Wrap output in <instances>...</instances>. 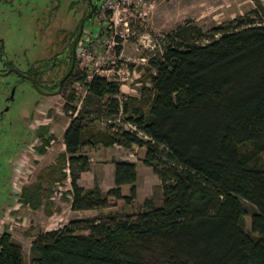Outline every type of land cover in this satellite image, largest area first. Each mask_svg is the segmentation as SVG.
<instances>
[{
	"label": "trees",
	"instance_id": "trees-1",
	"mask_svg": "<svg viewBox=\"0 0 264 264\" xmlns=\"http://www.w3.org/2000/svg\"><path fill=\"white\" fill-rule=\"evenodd\" d=\"M259 7L263 15L252 9L250 17L205 34L193 26L166 34L141 66L139 94L118 99V82L98 75L88 82L84 74L76 78L87 91L78 109L76 90L66 96L63 109L71 114L64 151L34 182L21 186L17 200L34 209L43 203L50 215L52 188L68 176L72 210L106 208L111 199L132 204L135 162L113 159L114 185L105 191L77 182L90 169L84 146L117 144L144 147L141 163L158 178L161 203L146 198L132 213L76 218L40 230L30 244L29 264H264V8ZM27 73L37 83L42 74L33 65ZM120 111L122 121L135 124L141 135L115 121ZM49 129L46 123L34 130L38 154L55 140ZM123 185H129L127 195ZM0 264H25L20 243L7 230L0 233Z\"/></svg>",
	"mask_w": 264,
	"mask_h": 264
},
{
	"label": "rangeland",
	"instance_id": "rangeland-1",
	"mask_svg": "<svg viewBox=\"0 0 264 264\" xmlns=\"http://www.w3.org/2000/svg\"><path fill=\"white\" fill-rule=\"evenodd\" d=\"M92 2L100 5L102 0ZM259 5L264 8V0H164L146 17L144 27L139 30V35L143 37L138 40L137 36H131L124 43V58L136 59L144 51L142 40L147 43V40L151 39L157 51L166 34L173 33L179 27H198L205 34L213 26L250 17L249 11L252 9L258 8L263 15ZM84 8L82 0H0V43L3 46L0 67L10 65L26 72L33 64L36 65V61L50 60L62 47L59 42L62 33L58 31L62 30L67 38L75 29ZM130 17L133 19V16ZM85 30L91 31L94 37H102L99 33L101 24L94 15L84 23V32ZM63 71L64 68H53L44 73L42 79L47 84L51 78L57 79ZM72 72L68 83L64 87L62 85L60 93L56 95L40 94L28 80L15 73L0 76V233L7 230L11 239L20 243L25 264L30 262V244L40 230L60 228L70 220L78 218L67 210L62 216L54 215L47 220L41 210L31 211L25 205L20 206L15 198L16 192L12 190L13 196L10 192L14 175V181L17 183L29 184L35 181L40 169L50 163L47 156L41 158L32 146L27 150L20 147L24 142L30 141L33 145L36 143L31 134L33 123H50L55 135H61L63 125L70 119L69 113L63 109L66 96L74 90L81 96L84 91L76 81L81 73H77V70ZM140 81L142 82V79ZM39 83L43 85L41 80ZM12 89V98L7 100L6 97ZM140 89L138 86L136 94H139ZM96 124L100 128L106 126L102 121H97ZM60 142L61 140L55 137L52 144L57 149ZM105 148H82L83 153L91 156L93 168L102 169L104 176L108 172V163L113 159H132L142 164L140 157L143 155V149L138 146L129 149L115 144ZM13 161L15 163L11 178ZM158 181L150 169L140 166L136 184L137 196L132 204L111 199L109 207L94 209L95 211L88 213L90 215L86 218L108 213H132L146 198L159 205L162 191ZM128 189L129 186L125 189L127 194ZM54 194L55 187L52 188L50 198L59 200L57 198L60 197ZM245 221L248 230L249 217H245Z\"/></svg>",
	"mask_w": 264,
	"mask_h": 264
},
{
	"label": "built area",
	"instance_id": "built-area-1",
	"mask_svg": "<svg viewBox=\"0 0 264 264\" xmlns=\"http://www.w3.org/2000/svg\"><path fill=\"white\" fill-rule=\"evenodd\" d=\"M162 1L164 0H103L100 3L97 9V18L104 23L101 31L102 37H97L89 44H80L75 55L76 70L81 73L80 75L84 74L85 82H88L94 75L118 82V99H125L127 96L138 92V86L141 88V66L146 65L148 59L155 52L153 41L148 39L145 43V40H142L141 45H143L144 51L136 59L124 58L122 47L131 36H137L138 40L143 37V35H139L140 28L144 27L146 17ZM130 16H133V19ZM80 85L84 91L81 96L76 91L79 96L76 103L77 109L87 91L85 86L81 83ZM122 119L123 115L120 111L115 121L119 122L125 129L136 131L139 135L142 134L135 124L122 121ZM31 146L34 148L33 142L27 143L24 149H31ZM66 172L68 173L67 169ZM15 177L14 175L12 180V190L18 196V192L24 184L14 181ZM64 184L56 187L54 196L61 197L64 195L63 191L66 190Z\"/></svg>",
	"mask_w": 264,
	"mask_h": 264
},
{
	"label": "crops",
	"instance_id": "crops-1",
	"mask_svg": "<svg viewBox=\"0 0 264 264\" xmlns=\"http://www.w3.org/2000/svg\"><path fill=\"white\" fill-rule=\"evenodd\" d=\"M69 122V121H68ZM68 122H66L63 127H62V130H61V135L60 136H56L55 133L52 131L51 129V126L49 125V132L52 133L56 138L57 140H61V142L59 143V148H55L54 147V144L51 143V145L49 147L46 148V152L44 154H40V157L42 158L43 156H47L50 160L49 164L53 163L54 162V159L56 157V155L59 153V152H62L64 151V144L62 142V135H63V131L65 130V128L67 127L68 125ZM50 124V123H48ZM100 145H96V147H98ZM118 146H121V145H118ZM135 146V145H134ZM134 146H131L129 147L130 148H133ZM104 147V146H103ZM110 147V146H108ZM123 147V146H122ZM105 148V147H104ZM107 148V147H106ZM105 148V149H106ZM141 149H143V155H144V147H140ZM81 152H82V149H81ZM83 153V152H82ZM88 155V154H87ZM143 155L140 157V159L143 157ZM90 157V169L88 171H83L81 172L80 174V178L78 179V184L85 188V189H88V188H92L95 184H97L101 190L105 191L109 188H111L113 185H114V164L112 163L113 161L111 160L109 163H108V172L107 174L104 176L103 175V172L102 169H94L92 166V158L91 156ZM120 159V158H119ZM126 160H129V161H132V162H135L136 164V171H137V179H138V169L140 166L142 167H145V169H150L149 167L147 166H144L143 164H138L137 161L135 160H132V159H126ZM47 164V165H49ZM100 170V171H98ZM151 170V169H150ZM137 179H136V183L135 185L137 184ZM97 182V183H95ZM64 185L66 186V190H64V195H61V199L60 198H57L59 200H56V198H50L48 199L49 201V206L47 207L48 210L51 212L50 215H46L45 213V210H44V204L41 203L39 207L37 208H32L30 206H26L29 210L31 211H38V210H41L44 214V216H46L48 219L47 220H50L54 215H60L62 216L63 213H66V211L68 210L70 213L74 214V217H78V218H86L87 215H90L88 213H91L92 210L94 209H91V210H72L70 208V201H71V194H72V190L70 189V184H69V177L67 176L66 179L64 180ZM159 183V181H158ZM129 185H123L121 186V192L122 194L124 195H127L125 189L128 187ZM17 196V195H16ZM64 196V197H63ZM18 198V196H17ZM45 198L42 199V201L44 202ZM20 206H23L20 202H19ZM95 211V210H94ZM60 225H63V224H60ZM50 228H45V229H42L43 231H48ZM52 230V229H51Z\"/></svg>",
	"mask_w": 264,
	"mask_h": 264
},
{
	"label": "flooded vegetation",
	"instance_id": "flooded-vegetation-1",
	"mask_svg": "<svg viewBox=\"0 0 264 264\" xmlns=\"http://www.w3.org/2000/svg\"><path fill=\"white\" fill-rule=\"evenodd\" d=\"M92 1V0H91ZM103 1V0H102ZM82 3H83V5L85 6V8H84V10H83V12H82V14H81V16H80V18L78 19V23L76 24V26H75V29L73 30V31H71L70 33H69V35H68V37L67 38H65V35L63 34L64 32L62 31V30H59L58 31V33L60 32V33H62V37L60 38V43L62 44V47L59 49V50H57L53 55H52V57L50 58V60H47V61H44V60H38V61H36L35 62V64L36 65H34L33 64V66H35V67H37V70L38 71H40V72H42V74H40V77H39V79H38V81H40L41 80V82H43V85L45 86V85H47V86H51V85H53L54 83H57V86H58V83H59V80L62 78V76L67 72V70H68V68H69V65H70V62H71V44H72V40L74 39V37H75V35H76V33H77V30H78V26H79V23H80V21H81V19L88 13V11H89V5H88V1L87 0H82ZM93 3V2H92ZM94 5H95V7H94V10H93V12H92V14H91V16H95V18L97 19V21H98V23L99 24H101V30H100V34H101V31L103 30V27H104V23L102 22V21H99V19L97 18V9H98V7H99V5L98 4H96V3H93ZM90 16V17H91ZM89 17V18H90ZM88 18V19H89ZM87 19V20H88ZM86 20V21H87ZM85 21V22H86ZM97 37H94V35L91 33V31H89V30H85V32H84V25H83V28H82V32H81V35H80V37L78 38V40H77V42H76V45H75V55H76V50H77V47L80 45V44H89V43H91L94 39H96ZM71 40V41H70ZM2 43H0V61H1V53H2ZM75 63H76V58H75ZM75 63H74V66H73V69H72V71L74 70V68H75ZM55 69V68H64V71H63V73L57 78V79H53V78H51L50 80H49V82L46 84V83H44V81H43V79H42V76L44 75V73H46L47 71H50L51 69ZM8 70H14V71H10V72H8V73H6V71H8ZM72 71L70 72V74L72 73ZM9 73H15L16 75H18L19 77H21V78H24V79H26V80H28L26 77H24V76H22V74L23 75H28V76H30L33 80H34V78L30 75V74H28L27 73V71L26 72H21V71H19V70H17V69H14V68H12L10 65H4L3 67H0V76H5V75H7V74H9ZM70 74L68 75V77L67 78H69V76H70ZM66 78V79H67ZM65 79V80H66ZM65 80L63 81V83L65 82ZM29 81V80H28ZM30 82V81H29ZM34 82H35V84L36 85H38L39 87H41V88H43L42 86L43 85H40V83L38 84L35 80H34ZM31 83V82H30ZM63 83H62V85H63ZM33 86V85H32ZM34 87V86H33ZM62 88V87H61ZM45 89V88H44ZM13 90V89H12ZM11 90V91H12ZM46 90H49V89H46ZM14 91V90H13ZM51 91V90H50ZM12 94L13 93H11L10 92V94L9 95H7V97H6V99L8 100V99H11L12 98ZM32 126V138L34 137V130L36 129V127L38 126V125H36L35 123H33V125H31ZM33 140V139H32ZM30 142V141H29ZM28 142H24L22 145H21V147H20V149H24L25 148V146H26V144H27ZM20 151V150H19ZM14 161L12 162V166H11V178H12V175H13V168H14ZM11 178H10V180H11ZM10 192H11V196H13L12 195V188L10 189Z\"/></svg>",
	"mask_w": 264,
	"mask_h": 264
},
{
	"label": "water",
	"instance_id": "water-1",
	"mask_svg": "<svg viewBox=\"0 0 264 264\" xmlns=\"http://www.w3.org/2000/svg\"><path fill=\"white\" fill-rule=\"evenodd\" d=\"M87 1H88V5H89V11L81 19V21L79 23L77 33H76L74 39L72 40V44H71V62H70V65H69V68H68L67 72L59 80L58 86L54 90H51V91L50 90H46V89H43V88L39 87L38 85H36L35 82H34V80L30 76L23 75L22 74V76L26 77L31 82V84L34 86V88L40 94H44V95H56V94L60 93L63 81L68 77V75L72 71L73 66H74V63H75V45H76V42H77L78 38L81 35L82 28H83V25H84L85 21L91 16V14H92V12L94 10V7H95V5L92 3L91 0H87ZM10 71H14V70H8V71H6V73H8ZM11 93H13V90L11 91Z\"/></svg>",
	"mask_w": 264,
	"mask_h": 264
}]
</instances>
